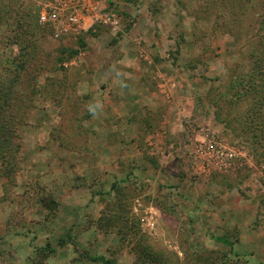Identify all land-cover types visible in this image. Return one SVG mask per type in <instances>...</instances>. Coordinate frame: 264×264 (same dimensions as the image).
Masks as SVG:
<instances>
[{
	"label": "rangeland",
	"instance_id": "374dc122",
	"mask_svg": "<svg viewBox=\"0 0 264 264\" xmlns=\"http://www.w3.org/2000/svg\"><path fill=\"white\" fill-rule=\"evenodd\" d=\"M98 1L0 2V264H264V0Z\"/></svg>",
	"mask_w": 264,
	"mask_h": 264
},
{
	"label": "trees",
	"instance_id": "16d2710c",
	"mask_svg": "<svg viewBox=\"0 0 264 264\" xmlns=\"http://www.w3.org/2000/svg\"><path fill=\"white\" fill-rule=\"evenodd\" d=\"M19 76V73L0 68V178L14 173L22 149L20 130L25 125V117L13 111L18 101L11 97L18 86ZM216 240L227 243L223 238Z\"/></svg>",
	"mask_w": 264,
	"mask_h": 264
},
{
	"label": "built area",
	"instance_id": "2783aa9c",
	"mask_svg": "<svg viewBox=\"0 0 264 264\" xmlns=\"http://www.w3.org/2000/svg\"><path fill=\"white\" fill-rule=\"evenodd\" d=\"M76 4L77 6L72 8L69 14L64 19H59L56 13H53L51 15L43 14L40 17L39 22L41 24H46L50 21H58V32L56 33V37L60 36L61 34H76L82 29L83 25L78 12L80 11L81 13L86 15L97 16L98 14H100V2L98 0H77ZM107 21L109 22V26L113 30L117 29V21L113 15L109 14Z\"/></svg>",
	"mask_w": 264,
	"mask_h": 264
}]
</instances>
